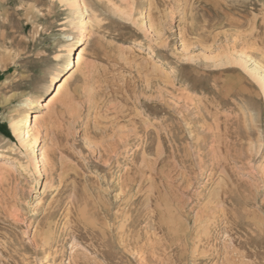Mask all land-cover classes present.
Segmentation results:
<instances>
[{"label": "rangeland", "instance_id": "374dc122", "mask_svg": "<svg viewBox=\"0 0 264 264\" xmlns=\"http://www.w3.org/2000/svg\"><path fill=\"white\" fill-rule=\"evenodd\" d=\"M241 53L264 64V0H0V264L264 260ZM33 107L41 174L11 128Z\"/></svg>", "mask_w": 264, "mask_h": 264}, {"label": "bare ground", "instance_id": "6f19581e", "mask_svg": "<svg viewBox=\"0 0 264 264\" xmlns=\"http://www.w3.org/2000/svg\"><path fill=\"white\" fill-rule=\"evenodd\" d=\"M61 1L77 3V0H61ZM82 44H83V40L81 39L80 41L77 42V47H75L74 50H72L69 53V55L71 56H69L66 64L64 65L65 71L61 76L62 78L65 79V77L75 68L76 52L80 49ZM225 59L229 63L230 61L229 57L226 56ZM255 59L251 57V55L249 56L248 54L241 53L239 54V59H238L239 61H237V64L240 65L242 69L254 79V81L260 86L264 94V64L262 63L263 64L262 65L259 61H257V59L256 60ZM62 78L59 77L56 80L62 81L63 80ZM64 86H65V81L60 86H58L59 88L54 95L51 94V96L45 102L40 103L39 106L44 110H48L51 107L53 100L64 90ZM35 112H36L35 107L31 108L30 110H28L25 117L14 122L11 128L13 129L14 134L19 138L21 146L25 148L26 152L28 153L29 166L36 174H41L42 173L41 164L45 161V156H44V152H42L43 147L40 148L41 140L38 139L39 133L37 132V128H36L37 123H34L32 125V119L34 117L33 115ZM104 150L106 149L104 148ZM121 186L123 187V184Z\"/></svg>", "mask_w": 264, "mask_h": 264}, {"label": "snow or ice", "instance_id": "6c2138e0", "mask_svg": "<svg viewBox=\"0 0 264 264\" xmlns=\"http://www.w3.org/2000/svg\"><path fill=\"white\" fill-rule=\"evenodd\" d=\"M50 7H51V5H50ZM33 35L38 36L39 31L34 32ZM261 112H262V114H264V105L261 106ZM259 264H264V260L260 261Z\"/></svg>", "mask_w": 264, "mask_h": 264}]
</instances>
